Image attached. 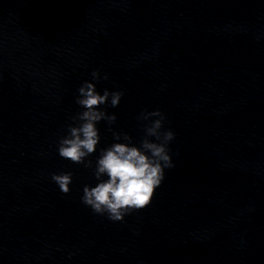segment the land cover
I'll list each match as a JSON object with an SVG mask.
<instances>
[{"label":"clouds","instance_id":"1","mask_svg":"<svg viewBox=\"0 0 264 264\" xmlns=\"http://www.w3.org/2000/svg\"><path fill=\"white\" fill-rule=\"evenodd\" d=\"M91 76L93 81L98 82L101 79L100 70H93ZM103 79H108L107 74ZM123 96L122 90L105 89L100 94L95 83L85 81L78 88L75 100L83 110L72 117L73 123L67 126V135L61 137L58 143L61 158L93 169L97 183L95 186H84L82 203L95 214H107L113 222L123 221L125 215L149 206L156 189L165 179V169L175 166L169 147L175 133L164 128L163 112L145 109L137 117L144 124V136L139 146L133 143L132 136L127 132L113 131V138L118 142L101 148L93 167V161L88 158L97 152L100 143L97 124L106 121L109 131H112L111 125L117 121V116L109 114L103 106L116 108ZM51 179L62 193L66 195L70 192L71 172L53 173Z\"/></svg>","mask_w":264,"mask_h":264}]
</instances>
